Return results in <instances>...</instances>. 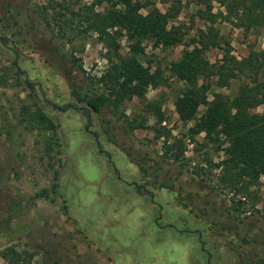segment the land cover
<instances>
[{
	"label": "rangeland",
	"instance_id": "1",
	"mask_svg": "<svg viewBox=\"0 0 264 264\" xmlns=\"http://www.w3.org/2000/svg\"><path fill=\"white\" fill-rule=\"evenodd\" d=\"M70 1L0 0V253L13 249L18 264L30 256L29 264H264V176L246 194L220 184L213 166L223 152L203 144L202 134L191 143L187 130L193 122H182L175 112L185 84L172 67L205 30L196 7L190 0H130L142 6V15L153 8L164 13L170 1L178 7L168 30L178 28L182 42L155 47L144 41L137 56L157 75V85L144 95L145 101H158L163 114L167 135L155 140L154 115L146 119L147 128L129 134L108 112L91 113V123L80 112L86 105L72 94L82 84V75L70 73L72 52L90 76L99 77L108 63L94 33L63 45L52 32L58 19L46 24L57 4L71 6ZM114 2L76 0L72 8L120 10ZM219 10L213 3V12ZM215 27L218 45L203 54L209 64L222 59L225 42L231 56L241 59L252 49L262 61L263 28L246 32L221 17ZM122 34L121 54L136 58L134 42ZM236 89L212 88L197 117L212 91L232 96ZM123 109L127 117L145 115L137 98ZM38 115L48 122L38 124ZM181 141V161L174 162L170 146ZM133 183L145 186L153 201ZM159 214L160 225L176 230L157 229ZM0 264L7 263L0 257Z\"/></svg>",
	"mask_w": 264,
	"mask_h": 264
},
{
	"label": "trees",
	"instance_id": "2",
	"mask_svg": "<svg viewBox=\"0 0 264 264\" xmlns=\"http://www.w3.org/2000/svg\"><path fill=\"white\" fill-rule=\"evenodd\" d=\"M70 2L71 6L57 4V9L52 10V16L44 18L46 24L51 26L52 21L58 19L60 24H56L57 28H52V32L63 45H73L76 41H82L84 35L94 33L105 50L103 57L108 63L99 77L90 76L77 63L79 59L72 52L70 63L73 69L70 73L82 75L78 77L82 84L72 90L76 100L86 105L80 112L90 119L91 113L101 116L108 112L117 123L125 125L129 134L136 129L147 128L146 119L154 115L155 123L150 128L154 139L166 136L165 129L161 127L163 114L158 101L144 100L146 88L157 85V75L151 74L149 67H144L137 56L143 53L144 41L152 42L155 47H168L182 42L176 30L178 28L168 30L169 21L178 14V7L174 4L180 2H168L164 13L153 8L145 15L140 14L142 6L132 4L130 0H116L114 6L119 5L120 10L115 7L102 12H90L88 9L81 12L72 8L76 0ZM190 2L196 7L195 16L204 22L205 30H199L198 39L188 46L192 49L185 50L181 59L172 67L179 81L185 84L174 100L175 112L182 122H193L187 130L191 143L196 144V137L202 134L203 144L215 146L223 152L224 159L213 166L219 170V183L235 194H246L252 181L264 176V56L260 61L255 51L250 49L246 57L237 59L230 55L227 42L224 43L225 52L219 63L209 64L203 54L209 45H218L220 36L215 25L219 17L232 21L235 27L246 32L264 29V0ZM213 3L219 6L218 13L213 12ZM70 25L76 28L69 31ZM81 25H84L83 28ZM123 31L128 40L134 42L131 50L136 58L123 56L120 52L119 40ZM233 84L237 85V89L232 96L212 91V99L197 117L198 107L212 88L228 89ZM133 98L142 103L144 116H126L123 107ZM35 120L41 125L48 122L41 115L36 116ZM170 147L173 161H181L178 151L182 155V141ZM168 153L169 150L164 154ZM12 220V216L6 218L5 226L10 227ZM0 257L7 264L20 262L13 249L1 252ZM31 259L32 256L23 262L29 264Z\"/></svg>",
	"mask_w": 264,
	"mask_h": 264
},
{
	"label": "flooded vegetation",
	"instance_id": "3",
	"mask_svg": "<svg viewBox=\"0 0 264 264\" xmlns=\"http://www.w3.org/2000/svg\"><path fill=\"white\" fill-rule=\"evenodd\" d=\"M88 118V120L90 121L89 123H91V119L89 118V117H87ZM97 137V136H96ZM133 187H134V190L135 191H138V193H140V194H145L144 196H149L150 198H151V200L153 201V194L149 191V190H147L146 188H145V186H139V185H136L135 183H133ZM161 208V207H160ZM162 218V216H161V214H159V217L157 218V219H155L154 220V226L157 228V229H163V228H165V227H168V228H174V227H172V225L171 224H167V225H160L159 224V220ZM175 229V228H174ZM176 230V229H175ZM179 232V231H178ZM198 240H199V242H201V239H200V237H198ZM202 243V242H201ZM202 250H204L203 248H202Z\"/></svg>",
	"mask_w": 264,
	"mask_h": 264
},
{
	"label": "crops",
	"instance_id": "4",
	"mask_svg": "<svg viewBox=\"0 0 264 264\" xmlns=\"http://www.w3.org/2000/svg\"><path fill=\"white\" fill-rule=\"evenodd\" d=\"M136 219V218H135Z\"/></svg>",
	"mask_w": 264,
	"mask_h": 264
}]
</instances>
